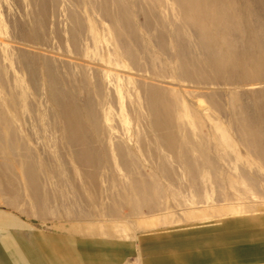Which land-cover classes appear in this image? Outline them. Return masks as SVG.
Listing matches in <instances>:
<instances>
[{
	"label": "rangeland",
	"instance_id": "374dc122",
	"mask_svg": "<svg viewBox=\"0 0 264 264\" xmlns=\"http://www.w3.org/2000/svg\"><path fill=\"white\" fill-rule=\"evenodd\" d=\"M121 7L128 25L116 20ZM185 21L172 0H0V208L43 228L81 220L119 234L223 217L245 220L247 228L264 220L260 148L254 140L237 144L223 128L215 134L216 120H229L227 86H205L222 94L225 116L206 102L210 91L176 78L177 45L197 51ZM47 69L55 78L50 86ZM142 75L146 87L165 92L176 155L142 124L150 118L135 84ZM250 85L241 87L247 104L263 88ZM49 90L65 103L93 98L106 143L95 146L107 154L97 171L82 172L62 143ZM124 141L122 159L114 144ZM25 164L36 170L39 202Z\"/></svg>",
	"mask_w": 264,
	"mask_h": 264
},
{
	"label": "bare ground",
	"instance_id": "6f19581e",
	"mask_svg": "<svg viewBox=\"0 0 264 264\" xmlns=\"http://www.w3.org/2000/svg\"><path fill=\"white\" fill-rule=\"evenodd\" d=\"M104 1L108 5V0ZM172 2L178 7V14L185 18L184 25L192 31L193 47L197 49L196 52L193 50L192 56V52L187 51L188 49L177 45L176 57L181 64L177 69L176 78L192 83L193 86L201 85L195 88L202 89V91L205 89L210 93L214 87L205 86H227L228 90L224 88V91H230L228 97L230 101L227 102L229 104L226 109L229 120L224 123L220 118L216 120L217 124L213 121L215 122L213 124L215 134L223 128L225 132H221L231 136L232 139L236 138L237 144L247 141L248 143H245L248 145L251 140H254V145H258L260 148L258 151L264 157V0H172ZM119 9L120 14L116 20L124 25L127 22L124 17L126 14L123 7ZM190 17H193L194 22L188 20ZM131 33L133 32L131 31ZM163 52H166L165 48ZM30 68L33 70L32 66ZM31 75L35 78L34 72ZM46 75L50 86V79L55 80V78L48 69ZM142 78L141 83L135 84L143 96V105L150 116L149 122L143 121L142 124L146 123L143 125L145 130L160 146L176 155L177 148L172 131L173 120L169 116V107L163 106L165 99H161V97H166L165 92L157 86L156 88L152 85L146 87V77L142 75ZM252 83L262 85L263 88L258 91L254 90L253 94H250L251 97L255 96L254 103L247 104L243 97L248 93L245 95L243 84H251L250 86L255 87V84L252 85ZM214 91L205 96L206 102L216 112L226 116V112L224 113L221 107L224 104L221 103L223 96L216 90ZM49 93L51 94L50 100L55 106V117L63 125L62 143L72 147L73 159L79 161L82 172L87 168L97 171L103 166L102 158L104 155L107 157V154H103L95 146L96 143H102V145L106 143H103V134L95 125L93 98L81 103L73 97L69 103H65L50 90ZM246 128L250 130L245 132ZM222 137L227 138L224 135ZM109 139L111 141L112 138ZM115 140L116 135L113 136V141L115 142ZM125 143L124 141L114 144L116 156L122 159L127 155ZM245 143L243 144L245 145ZM227 144L229 148H235V145H232L230 141ZM102 150L105 151V149ZM262 156L259 158L261 159ZM262 160V164H264V158ZM31 166V164H25L24 173L36 198L35 201L39 202L40 194L36 170ZM122 169L127 170V166H123Z\"/></svg>",
	"mask_w": 264,
	"mask_h": 264
},
{
	"label": "crops",
	"instance_id": "0c3cea01",
	"mask_svg": "<svg viewBox=\"0 0 264 264\" xmlns=\"http://www.w3.org/2000/svg\"><path fill=\"white\" fill-rule=\"evenodd\" d=\"M244 221L162 223L119 234L81 220L43 228L0 208V264H264V220L248 228Z\"/></svg>",
	"mask_w": 264,
	"mask_h": 264
}]
</instances>
